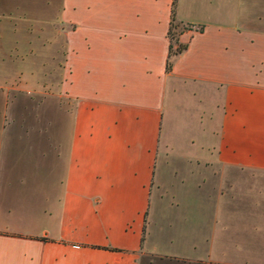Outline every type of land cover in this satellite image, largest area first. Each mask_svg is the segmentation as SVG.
Listing matches in <instances>:
<instances>
[{
	"label": "crops",
	"instance_id": "obj_1",
	"mask_svg": "<svg viewBox=\"0 0 264 264\" xmlns=\"http://www.w3.org/2000/svg\"><path fill=\"white\" fill-rule=\"evenodd\" d=\"M172 2L0 0V134L27 116L6 89L31 77L34 103L46 71L50 91L27 161L46 167L40 204L0 220V264H264V0H176L186 48L167 70ZM55 30L60 60L38 70ZM15 147L0 139L1 182Z\"/></svg>",
	"mask_w": 264,
	"mask_h": 264
},
{
	"label": "rangeland",
	"instance_id": "obj_2",
	"mask_svg": "<svg viewBox=\"0 0 264 264\" xmlns=\"http://www.w3.org/2000/svg\"><path fill=\"white\" fill-rule=\"evenodd\" d=\"M57 1V0H55ZM56 8V7H55ZM55 27L58 28V24L55 23ZM55 30V35L49 38H40L39 44L43 46H50L53 47V50L58 53H50L48 51L42 50L39 47L38 51V59H33L32 63H35V61L38 63L39 68L41 67V64H43L44 60L49 64V61L46 60V58L50 59L51 57L54 59V62L57 63L60 60V36H57ZM12 38L7 37V73L9 72L10 68V58H14V50L10 51V45L12 42ZM39 45V46H40ZM45 48V47H44ZM12 55L13 57H10L9 55ZM10 57V58H9ZM31 62V61H30ZM30 64V63H28ZM16 67V65H15ZM46 71H42L40 73V80L41 83H43L42 88L37 89V96L38 99L36 102L32 103L29 98L34 97L35 93L34 91L29 92L28 90H32V83L33 79L30 77L27 79V85L22 86L23 89L16 88L15 86H12L10 89H6V100L7 105H11L12 108L16 109L17 111H25L27 113L26 117L17 118L15 121L17 123H11V117L7 115L6 122H5V129L6 132L1 135L0 139L2 138V141H6L7 143H15L16 147L15 150H6L7 154L12 153L14 156L13 158L20 159L22 161L21 163V169L13 172L10 176H12L10 179L7 177L5 182L0 181V220L6 221L10 224H14L16 226L24 225V223H28L30 217L34 215L39 207L40 200L38 197V187L44 182L36 181L32 177L34 173L38 174H45L46 173V167L43 165L38 166V169H36L33 164H28L27 161H34L38 160L39 162L44 159V156H42V151L45 149V145L47 143V140L45 139L46 133L45 129L47 126V120H46V110L45 109V96L47 95V92H50L49 89H47L45 86V77ZM58 77H54L55 83ZM57 91H54L56 93ZM16 100V101H15ZM34 105V106H33ZM35 106H37V109L44 110L42 117H37L36 112L34 111ZM2 95L0 98V129L4 126L3 118H2ZM9 117V118H8ZM10 122V123H9ZM9 123V124H8ZM15 124H18L15 125ZM24 125L32 126L33 128H37L38 131H32L31 133H26V130H21V135H17L14 139L12 134H8V128L11 126H17L20 129L24 128ZM18 144V145H17ZM42 164V163H41ZM11 173V172H10ZM31 176V178H30ZM25 177H29L25 179ZM172 216V213H171ZM180 248L179 246L173 247V246H167L165 247L166 254L174 253L175 249ZM226 248H232V247H226Z\"/></svg>",
	"mask_w": 264,
	"mask_h": 264
},
{
	"label": "trees",
	"instance_id": "obj_3",
	"mask_svg": "<svg viewBox=\"0 0 264 264\" xmlns=\"http://www.w3.org/2000/svg\"><path fill=\"white\" fill-rule=\"evenodd\" d=\"M176 0H173L172 2V14H171V21L168 29V37L170 40V45H169V56L166 64V69L169 70L171 67V58L175 56L176 54L180 53L182 50L186 48V45L179 44L177 42V33H178V26L179 24L176 23L174 20V14H173V9L175 6Z\"/></svg>",
	"mask_w": 264,
	"mask_h": 264
}]
</instances>
